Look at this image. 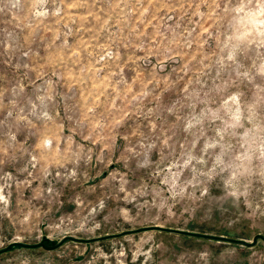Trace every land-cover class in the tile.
I'll return each mask as SVG.
<instances>
[{"label":"rangeland","instance_id":"rangeland-1","mask_svg":"<svg viewBox=\"0 0 264 264\" xmlns=\"http://www.w3.org/2000/svg\"><path fill=\"white\" fill-rule=\"evenodd\" d=\"M0 264H264V0H0Z\"/></svg>","mask_w":264,"mask_h":264}]
</instances>
